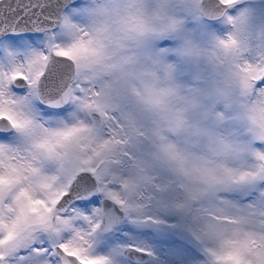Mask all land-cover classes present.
Segmentation results:
<instances>
[{"label": "snow or ice", "instance_id": "snow-or-ice-1", "mask_svg": "<svg viewBox=\"0 0 264 264\" xmlns=\"http://www.w3.org/2000/svg\"><path fill=\"white\" fill-rule=\"evenodd\" d=\"M244 3L190 14L226 26L239 95L259 104L264 21L233 15ZM103 14L98 0H0V264H264V132L194 160L104 48Z\"/></svg>", "mask_w": 264, "mask_h": 264}, {"label": "clouds", "instance_id": "clouds-1", "mask_svg": "<svg viewBox=\"0 0 264 264\" xmlns=\"http://www.w3.org/2000/svg\"><path fill=\"white\" fill-rule=\"evenodd\" d=\"M103 45L136 81L142 106L173 138L182 139L194 160L226 155L237 140L264 132V109L248 104L237 89L238 54L221 46L224 35L206 43L185 30L193 0H98ZM195 19V18H194ZM258 29L253 42L258 43ZM248 39L243 29H232ZM161 36L174 47H159ZM174 57V59H170Z\"/></svg>", "mask_w": 264, "mask_h": 264}, {"label": "rangeland", "instance_id": "rangeland-1", "mask_svg": "<svg viewBox=\"0 0 264 264\" xmlns=\"http://www.w3.org/2000/svg\"><path fill=\"white\" fill-rule=\"evenodd\" d=\"M242 9L251 10V21L253 26H258L264 21V0H245V3L238 7L233 15L239 14ZM185 30L190 32L198 41L206 43L213 35H224L226 26L220 22H205L194 18L185 19ZM162 49H170L174 47V41L171 39H162L159 42ZM174 59V57H170Z\"/></svg>", "mask_w": 264, "mask_h": 264}]
</instances>
